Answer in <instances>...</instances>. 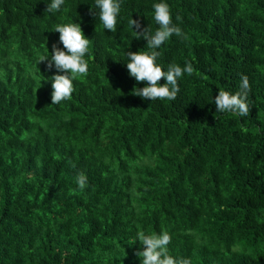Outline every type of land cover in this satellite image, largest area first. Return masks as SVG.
Here are the masks:
<instances>
[{"label": "trees", "instance_id": "obj_1", "mask_svg": "<svg viewBox=\"0 0 264 264\" xmlns=\"http://www.w3.org/2000/svg\"><path fill=\"white\" fill-rule=\"evenodd\" d=\"M49 2L0 0V264H141L138 231H167L191 264H264V0H163L184 38L157 63L194 68L173 101L134 95L145 84L126 67L148 51L128 19L154 32L161 0H122L114 33L94 0ZM69 22L90 39L89 71L51 104L62 73L39 58L63 50L54 28ZM242 75L249 114L216 112Z\"/></svg>", "mask_w": 264, "mask_h": 264}, {"label": "clouds", "instance_id": "obj_2", "mask_svg": "<svg viewBox=\"0 0 264 264\" xmlns=\"http://www.w3.org/2000/svg\"><path fill=\"white\" fill-rule=\"evenodd\" d=\"M94 3L98 13L91 8L90 14L98 16L104 29L116 32L122 0H94ZM64 4L65 0H50L46 12H58ZM153 9V18L158 25L154 32L149 27H144L139 19L129 18L127 21L128 27L135 31L136 39L143 38L147 41L148 51H128L126 67L131 77L138 83L145 84L143 88L134 87V95L145 100L173 101L179 92L178 80L185 73L191 76L194 68L190 62H186L184 67L172 63L168 65L167 70H164L157 63L160 56L158 49L173 35L184 38V33L177 24L173 23L167 3L161 0L153 4ZM176 20L180 21L181 17L177 16ZM54 32L59 33V43L63 45V50L57 44H52L51 54L40 56L39 63L47 62L49 70L55 68L57 73H62L51 77V104H59L71 99L74 92L73 81L78 76H86L89 71V63L85 57L89 54L90 39L84 35L79 23L57 24ZM161 79L165 83L161 84ZM249 91V79L246 75H242L239 91L235 94L223 89L218 91L214 97L216 112L247 116L250 111L247 102ZM87 179L83 172L77 175L76 183L81 191L86 188ZM171 239L167 231L151 234L138 231L134 243L138 240L142 246L143 250L136 252V256L141 258V264H191L190 259L177 260L169 254L168 245Z\"/></svg>", "mask_w": 264, "mask_h": 264}]
</instances>
